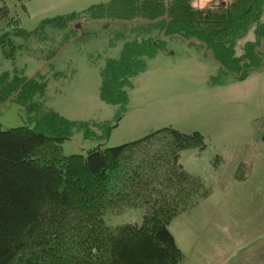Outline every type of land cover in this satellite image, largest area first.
I'll use <instances>...</instances> for the list:
<instances>
[{
    "label": "trees",
    "instance_id": "1",
    "mask_svg": "<svg viewBox=\"0 0 264 264\" xmlns=\"http://www.w3.org/2000/svg\"><path fill=\"white\" fill-rule=\"evenodd\" d=\"M1 1L4 58L13 63L25 53L55 81L61 77L53 71L57 52L73 39L85 40L84 25L106 29L110 48L123 43L119 58L100 72V100L116 108L114 124L92 123L103 137L126 112L131 80L146 60L166 52V40L200 46L221 73L237 81L264 63V0H110L43 20L32 32L7 21L5 3L22 0ZM46 86L47 74L39 71L27 76L14 66L0 74V106L21 107L28 124L0 128V264H181L168 226L208 194H201L200 181L179 158L186 150H203V138L164 128L118 147L93 149L86 157H65L61 145L74 134H97L89 131L92 125L47 109ZM136 208L145 214L141 224L105 222Z\"/></svg>",
    "mask_w": 264,
    "mask_h": 264
},
{
    "label": "rangeland",
    "instance_id": "2",
    "mask_svg": "<svg viewBox=\"0 0 264 264\" xmlns=\"http://www.w3.org/2000/svg\"><path fill=\"white\" fill-rule=\"evenodd\" d=\"M108 1L22 0L5 5L10 27L14 20L16 27L32 32L43 20ZM73 28L80 35L78 26ZM81 30L85 40L73 39L57 52L53 71L61 74L59 80L27 54L12 63L1 50L0 74L11 73L14 66L27 76L46 73L45 107L69 121L92 125L89 131L97 137L74 134L61 145L65 157H86L93 149L118 147L164 128L198 133L205 148L181 152L179 163L200 181L201 194L208 195L195 199L168 226L182 253L181 264H264V63L259 72L237 81L221 73L200 46L166 40V52L146 60L144 71L131 80L126 112L103 137L96 126L114 124L116 108L100 100V72L108 60L119 58L123 43L110 48L107 30L98 24ZM27 125L21 107L12 102L0 106L2 130ZM144 215L140 208L128 209L105 217V222L113 227L141 224Z\"/></svg>",
    "mask_w": 264,
    "mask_h": 264
},
{
    "label": "water",
    "instance_id": "3",
    "mask_svg": "<svg viewBox=\"0 0 264 264\" xmlns=\"http://www.w3.org/2000/svg\"><path fill=\"white\" fill-rule=\"evenodd\" d=\"M210 60H211V58H210Z\"/></svg>",
    "mask_w": 264,
    "mask_h": 264
}]
</instances>
